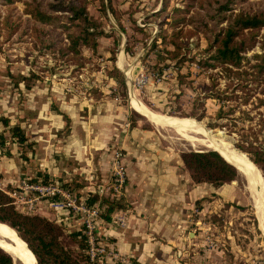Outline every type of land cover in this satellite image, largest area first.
<instances>
[{
  "label": "rangeland",
  "instance_id": "obj_1",
  "mask_svg": "<svg viewBox=\"0 0 264 264\" xmlns=\"http://www.w3.org/2000/svg\"><path fill=\"white\" fill-rule=\"evenodd\" d=\"M26 1L0 0V115L19 123L29 143L25 147L16 142L0 122V132L7 137L0 148V191L7 196L2 198L6 205L33 215L22 211L21 205L17 208L15 198L4 190H19L22 179L37 181V170L49 175L48 182L58 180L63 187L76 179L70 190L77 197H88L98 185H109L112 153L119 150L126 168L123 192L119 196L96 192L123 204L112 211L109 221L118 210L128 216L129 169L136 161L132 149H168L181 161L192 183L204 187L202 196L190 203L185 220L186 232L200 234V243L194 245L198 264H207L209 259L210 264H264V233L249 179L235 167V177L219 185L195 182L181 153L213 148L186 139L172 127L155 125L134 104L137 98L155 114L195 119L214 135L223 134L264 178V161H253L255 153L248 150V145H254L264 151V73L254 66L260 62L258 55H264V25L244 28L237 36L245 37L238 65L216 59L215 46L210 45L214 32L226 27L230 13L264 11V0H233L214 18L208 15L214 0H204L208 10L197 0H166L164 8V0H111L113 11L108 0H86L87 11L102 32L87 42L79 40L77 51L69 47L70 34L78 29L67 19L70 10L56 11L61 18L57 21L36 23L25 10ZM203 14L206 25L197 26ZM7 17L12 23L18 20L17 27L11 29ZM192 134L205 138L198 132ZM206 174L197 171L198 177ZM93 203L104 218L106 205L98 200ZM40 205L42 209L34 214L56 221L54 210L45 201ZM77 227L82 228L61 222L59 239L79 257L81 250L71 235ZM106 227L102 225L101 230L106 232ZM99 235L103 250L88 264H120L115 244L106 234ZM87 248L88 242L85 253Z\"/></svg>",
  "mask_w": 264,
  "mask_h": 264
},
{
  "label": "trees",
  "instance_id": "obj_2",
  "mask_svg": "<svg viewBox=\"0 0 264 264\" xmlns=\"http://www.w3.org/2000/svg\"><path fill=\"white\" fill-rule=\"evenodd\" d=\"M86 0H27L26 1V12L30 13L32 18L36 23H48L54 22L61 19L56 11L68 9L71 14L67 16L70 22H75L74 24L78 27L75 33L70 34L71 45L74 51H77L76 45L79 40L82 42H87L90 36L96 35L102 32V30L97 27L98 21L87 11L85 5ZM202 8H206L204 0H197ZM233 0H214L211 4V12L208 10V15L214 18L216 15L222 13L224 10L228 9L230 2ZM46 8H44V5ZM166 5V0H164L163 7ZM108 6L113 11L111 5V0H108ZM177 10L178 8L175 7ZM205 14L200 17L201 22L197 24L206 25L205 20H202ZM224 16V14L222 15ZM226 16V15H225ZM195 19V15L191 16ZM7 22L12 26L11 29L17 27L18 20L12 21L7 17ZM228 23L225 28L217 29L210 41V45L215 46L214 57L223 62H230L233 64H239L241 58V50L245 47V37L237 36L242 34L244 28H256L264 25V11H247L241 10L239 13L232 15L231 13L227 17ZM200 24V25H199ZM96 26L92 31L89 30L90 27ZM207 28V26L205 27ZM237 38V39H236ZM244 42V43H243ZM93 44L95 42H92ZM173 46L177 44L173 41ZM168 53H173V50L167 49ZM260 62L255 64L259 73H264V55H258ZM34 76L30 74L27 79ZM26 77H23V80ZM121 83L124 79H120ZM0 122L10 131V136L14 138L16 142L23 146H27V136L19 123H11L9 117L5 115H0ZM7 137L4 132H0V148H3ZM248 150L255 153L252 159L255 162L264 161V151L254 147V145H248ZM223 155V154H222ZM216 150L207 151H183L181 153V160L185 167L190 171L192 178L195 182L207 181L212 184L219 185L223 180H230L235 177L237 170L235 166L229 163L223 156ZM226 157V156H225ZM227 158V157H226ZM228 159V158H227ZM230 160V159H228ZM202 170L207 172L206 177H198L197 171ZM213 174V175H212ZM49 175L40 170L36 171V176L38 180L47 182ZM70 180V179H69ZM65 182V186L68 189H72V185H75L74 180ZM88 202H95L98 200L101 205H106L104 212V218L110 219L112 211L119 206H122V202L112 199L108 196H103L96 191H90L88 193ZM7 197L6 194L0 191V220L7 221L16 227L19 235L21 236L24 244L29 246L32 254L34 253V258L36 257L38 264H88L91 262L89 253H85L87 247V241L83 235L82 228L77 231L72 232V236L77 240L80 248V256H73L69 250L61 245L59 236L61 234V223L49 219L45 216L39 214L24 215L16 211L12 206L6 205V201L2 198ZM36 259H34L36 261ZM0 264H14L12 257L0 248Z\"/></svg>",
  "mask_w": 264,
  "mask_h": 264
},
{
  "label": "crops",
  "instance_id": "obj_3",
  "mask_svg": "<svg viewBox=\"0 0 264 264\" xmlns=\"http://www.w3.org/2000/svg\"><path fill=\"white\" fill-rule=\"evenodd\" d=\"M75 146H80L77 139ZM130 154L136 158L135 165L129 169L126 190L130 214L124 226L109 222L106 236L120 252L148 264H198L194 245L200 243V234L186 232L185 220L190 203L202 196L204 187L192 183L181 161L168 149L137 147ZM258 219L264 233L262 221ZM206 263L210 264V259Z\"/></svg>",
  "mask_w": 264,
  "mask_h": 264
},
{
  "label": "built area",
  "instance_id": "obj_4",
  "mask_svg": "<svg viewBox=\"0 0 264 264\" xmlns=\"http://www.w3.org/2000/svg\"><path fill=\"white\" fill-rule=\"evenodd\" d=\"M127 76L129 77V75ZM112 154L113 178L107 186L105 184L98 185L96 191L99 193L109 192L110 196H119L123 192L126 183V168L123 165L121 151L114 150ZM21 182V184H18L19 190L17 188L4 190L15 198L13 203L16 207L18 208L21 205L22 211L34 214L42 209L40 204L45 201L48 207L54 210L57 222H62L66 227L80 224L82 232L86 235L87 251L91 260L94 259L96 253L103 250V245L98 239L100 232L106 233L101 230L102 225H108L109 222L123 225L126 222L127 213L123 210L116 211L112 215L111 221H105L100 215L101 209L97 203H88L87 197H77L73 191L63 187L58 180L29 182L22 179ZM114 255L120 264H145L139 259H134L132 255H125L120 251L115 252Z\"/></svg>",
  "mask_w": 264,
  "mask_h": 264
},
{
  "label": "bare ground",
  "instance_id": "obj_5",
  "mask_svg": "<svg viewBox=\"0 0 264 264\" xmlns=\"http://www.w3.org/2000/svg\"><path fill=\"white\" fill-rule=\"evenodd\" d=\"M134 102L139 112L147 116L155 125L172 127L188 140L203 142L206 146L213 148V150L215 149L221 155L223 154L224 156H222L229 163L237 167L244 177L249 179L248 181L252 184L251 188L254 189V204L264 229V178L259 168L246 154L237 150L232 142L227 140L223 134L218 133L220 137L214 135L210 129L205 128L201 122L195 119L158 115L148 110L137 98H134ZM193 132L201 133L205 138L197 137L192 134ZM25 244L14 230L7 224L0 222V248L11 253L15 259L21 261L23 264H37L34 253L32 254V250L30 248L28 249L29 246L27 245L26 247ZM34 259H36V261Z\"/></svg>",
  "mask_w": 264,
  "mask_h": 264
},
{
  "label": "water",
  "instance_id": "obj_6",
  "mask_svg": "<svg viewBox=\"0 0 264 264\" xmlns=\"http://www.w3.org/2000/svg\"><path fill=\"white\" fill-rule=\"evenodd\" d=\"M232 164V163H231ZM237 168V167H236ZM8 224V223H7ZM8 225H10V224H8ZM10 226H12V225H10ZM13 227V226H12ZM8 253V252H7ZM13 259H15L14 257H13V255L11 254V253H8ZM38 264V263H37Z\"/></svg>",
  "mask_w": 264,
  "mask_h": 264
}]
</instances>
